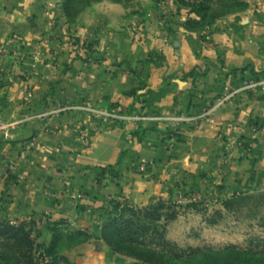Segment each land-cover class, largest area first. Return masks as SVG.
<instances>
[{
	"label": "crops",
	"instance_id": "crops-1",
	"mask_svg": "<svg viewBox=\"0 0 264 264\" xmlns=\"http://www.w3.org/2000/svg\"><path fill=\"white\" fill-rule=\"evenodd\" d=\"M146 9L71 27L59 0H0V222H32L37 253L59 220L91 233L93 248L111 199L140 207L181 190L216 201L264 189V133L253 130L264 90L216 104L225 85L264 80V11L219 21L204 45L183 15ZM207 102L167 149L166 118ZM84 106L126 118L102 122Z\"/></svg>",
	"mask_w": 264,
	"mask_h": 264
},
{
	"label": "rangeland",
	"instance_id": "rangeland-1",
	"mask_svg": "<svg viewBox=\"0 0 264 264\" xmlns=\"http://www.w3.org/2000/svg\"><path fill=\"white\" fill-rule=\"evenodd\" d=\"M59 1L63 23L71 27L80 22L85 24L87 21L112 22L119 14L125 21L134 15L144 18L148 16L146 6L157 7L165 22L174 15L180 18L183 15L182 25L185 33L198 35L204 45L210 42V35L214 33L219 21L228 20L235 15L264 11V0H72L76 1L72 5L70 1L65 4V0ZM175 197L163 200L165 203L161 209L162 217L155 222L156 227L165 230L167 240L181 249L210 247L217 250L233 245L240 251L254 253L255 258L262 259L257 264H264V189L227 195L216 201H208L200 196V200L186 199L177 203ZM123 209L122 214H127L128 208ZM104 214L103 212L100 215L97 222L101 242L94 244L93 248L84 244L91 239V233L75 228L65 220L54 222L63 233L81 230L90 235L85 241H80L79 237L62 239L58 244L57 254L67 257L71 264L133 262L134 259L127 254L113 252L101 238L100 225ZM98 253L102 256L99 263L92 256ZM41 254L42 250L39 253L35 251L36 264L45 263L40 257Z\"/></svg>",
	"mask_w": 264,
	"mask_h": 264
},
{
	"label": "trees",
	"instance_id": "trees-1",
	"mask_svg": "<svg viewBox=\"0 0 264 264\" xmlns=\"http://www.w3.org/2000/svg\"><path fill=\"white\" fill-rule=\"evenodd\" d=\"M69 1L71 5L74 2L65 0L64 4ZM164 203L158 199L144 207H132L116 199L109 200L102 217L100 236L113 252H123L134 259L121 264H257L262 260L233 245L217 250L210 247L179 248L166 239L164 229L155 226L162 217ZM123 208H128L127 214H122ZM32 227V222H0V264H36ZM74 237L85 241L90 235L81 230L66 234L53 224L50 240L40 255L43 264H71L67 257L57 254V248L62 239Z\"/></svg>",
	"mask_w": 264,
	"mask_h": 264
},
{
	"label": "built area",
	"instance_id": "built-area-1",
	"mask_svg": "<svg viewBox=\"0 0 264 264\" xmlns=\"http://www.w3.org/2000/svg\"><path fill=\"white\" fill-rule=\"evenodd\" d=\"M13 40L10 39V42ZM2 52L5 51V49L1 50ZM38 50L35 48L34 50V57L36 56ZM264 90V80L260 79H255V78H247L243 79L240 83L239 86L237 87H231L229 85H225L223 87L222 94L216 99V104H219L225 100L231 99L233 96L238 94L240 91L243 90ZM84 109H86L88 112H90L96 119L102 121V122H110V121H115V120H121L123 118H126L125 116L121 115L119 111L115 108H107V107H93V106H84ZM211 104L209 102L206 103L205 107H203L202 111L200 112L199 115L195 117H190V116H185L183 114H179L176 116L172 117H167L166 119L169 122V128L166 130V132L163 134L162 138H164L165 145L167 149H171L175 143L176 140V133L178 127L187 121H191L197 118H203L205 115H207L210 111ZM1 128H7L5 125L2 126L0 125ZM254 131H258L261 133H264V126H255L253 128ZM35 139L32 138L29 142L27 147L20 153V158H24L26 156V152L29 148H31L34 145ZM152 162L147 160V159H142L139 163V170L141 172H144L146 170L147 165H151ZM176 202L179 203L183 200L188 199L189 201L191 200H200V196L198 195H183L181 191H179L176 195ZM13 224L14 222H10Z\"/></svg>",
	"mask_w": 264,
	"mask_h": 264
}]
</instances>
